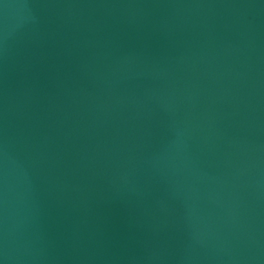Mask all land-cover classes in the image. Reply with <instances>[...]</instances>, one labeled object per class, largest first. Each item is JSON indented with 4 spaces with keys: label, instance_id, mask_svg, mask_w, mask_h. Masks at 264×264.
I'll return each instance as SVG.
<instances>
[{
    "label": "water",
    "instance_id": "95a60500",
    "mask_svg": "<svg viewBox=\"0 0 264 264\" xmlns=\"http://www.w3.org/2000/svg\"><path fill=\"white\" fill-rule=\"evenodd\" d=\"M0 264H264V0H0Z\"/></svg>",
    "mask_w": 264,
    "mask_h": 264
}]
</instances>
